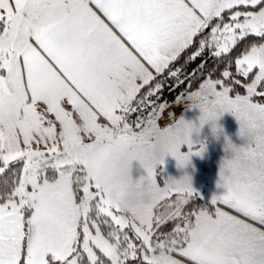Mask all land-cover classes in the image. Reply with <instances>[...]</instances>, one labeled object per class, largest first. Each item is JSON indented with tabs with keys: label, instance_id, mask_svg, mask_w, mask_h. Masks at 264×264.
<instances>
[{
	"label": "snow or ice",
	"instance_id": "6c2138e0",
	"mask_svg": "<svg viewBox=\"0 0 264 264\" xmlns=\"http://www.w3.org/2000/svg\"><path fill=\"white\" fill-rule=\"evenodd\" d=\"M189 48L185 63L213 61L176 97L198 123L155 99L197 76L173 66ZM225 112L246 143L225 137V191L189 208L190 177L160 184L156 166L201 155L193 133L222 131ZM174 252L264 264V0H0V264H181Z\"/></svg>",
	"mask_w": 264,
	"mask_h": 264
},
{
	"label": "crops",
	"instance_id": "0c3cea01",
	"mask_svg": "<svg viewBox=\"0 0 264 264\" xmlns=\"http://www.w3.org/2000/svg\"><path fill=\"white\" fill-rule=\"evenodd\" d=\"M190 104L191 102L186 99H181L179 103L174 101L167 107V112H172L177 119L182 117L187 121L198 123L201 113L198 108H191ZM101 122H104L103 118H101ZM168 122L170 121L165 115L160 124L163 127ZM215 124L219 130H222L218 131L217 134L212 131L211 121L203 125L199 134L193 133L192 139L204 144V151L201 155H191L189 161L182 168L177 166L176 159L171 155L165 156L164 162L156 166L158 183L163 184L169 178L179 179L187 175L191 179L192 188L208 206L211 204L213 196L221 195L225 191V189L217 187L221 161L225 158H231V153L225 152V137L237 146L246 143L245 139L238 135L239 123L231 113H223L215 121ZM182 151H187V148H182ZM132 173L134 177L143 173L138 162H133ZM219 207L232 215H240L224 205H219ZM172 255L181 264H190L188 259L181 256L179 252H174Z\"/></svg>",
	"mask_w": 264,
	"mask_h": 264
},
{
	"label": "trees",
	"instance_id": "16d2710c",
	"mask_svg": "<svg viewBox=\"0 0 264 264\" xmlns=\"http://www.w3.org/2000/svg\"><path fill=\"white\" fill-rule=\"evenodd\" d=\"M199 37L194 38V46L196 42L198 41ZM259 38H253L250 37V41H258ZM194 50V48H189L185 52H183L179 58V60L173 65L174 67L184 66V73L181 74V79H185V74H191L192 72H196L197 76L193 77L192 80L188 81L186 80L185 84L177 86L176 82L172 80V78H168V80L165 82V89L164 91L157 96L155 99L158 103H165L167 106L172 104L174 101H176L177 96H181V94H184L188 92L189 90L193 91L196 90L198 87V84L200 82V76H199V69L198 65H200L202 62L207 63L208 67H211L213 61L210 58L205 57L199 58L193 62L185 63L187 56ZM191 83V89H189L188 84ZM140 95H143V92L140 93ZM147 111H137L134 113H130L128 117V122L135 126V121L137 118H145L147 116ZM201 206H208L199 196L197 198H193L191 204L188 206L189 208H198ZM129 234L131 235V230H129ZM155 242V239H154Z\"/></svg>",
	"mask_w": 264,
	"mask_h": 264
},
{
	"label": "water",
	"instance_id": "95a60500",
	"mask_svg": "<svg viewBox=\"0 0 264 264\" xmlns=\"http://www.w3.org/2000/svg\"><path fill=\"white\" fill-rule=\"evenodd\" d=\"M170 113H172V112H170Z\"/></svg>",
	"mask_w": 264,
	"mask_h": 264
},
{
	"label": "rangeland",
	"instance_id": "374dc122",
	"mask_svg": "<svg viewBox=\"0 0 264 264\" xmlns=\"http://www.w3.org/2000/svg\"><path fill=\"white\" fill-rule=\"evenodd\" d=\"M168 107V106H167Z\"/></svg>",
	"mask_w": 264,
	"mask_h": 264
}]
</instances>
